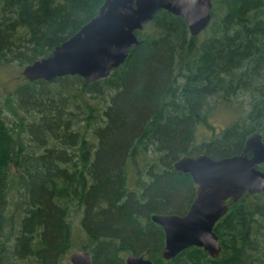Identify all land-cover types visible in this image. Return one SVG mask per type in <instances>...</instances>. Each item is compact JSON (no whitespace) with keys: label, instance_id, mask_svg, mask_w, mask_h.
Returning a JSON list of instances; mask_svg holds the SVG:
<instances>
[{"label":"trees","instance_id":"obj_1","mask_svg":"<svg viewBox=\"0 0 264 264\" xmlns=\"http://www.w3.org/2000/svg\"><path fill=\"white\" fill-rule=\"evenodd\" d=\"M103 2L0 0V66L22 71L49 55ZM211 3L196 36L157 11L104 79L19 71L0 88V264H69L74 247L95 264H125L129 253L152 264H264V192L227 201L215 258L192 246L162 259L164 232L150 219L192 202L191 176L172 166L179 157L238 154L257 130L264 141V0ZM221 108L234 118L195 143Z\"/></svg>","mask_w":264,"mask_h":264},{"label":"water","instance_id":"obj_2","mask_svg":"<svg viewBox=\"0 0 264 264\" xmlns=\"http://www.w3.org/2000/svg\"><path fill=\"white\" fill-rule=\"evenodd\" d=\"M159 10L181 16L190 35L201 33L211 20V0H104L97 14L74 34L55 46L51 53L22 68L29 81H51L64 75H79L90 83L104 79L122 65L129 51L139 44L135 30H141ZM264 141L259 130L251 133L238 154L213 158L205 153L183 155L173 169L188 173L195 192L183 214L154 213L151 221L164 232L161 257L169 260L181 251L201 247L217 257L221 245L213 231L215 223L227 212V201L238 202L245 194L264 192ZM70 264H95L88 249L69 254ZM125 264H152L146 254L129 253Z\"/></svg>","mask_w":264,"mask_h":264},{"label":"rangeland","instance_id":"obj_3","mask_svg":"<svg viewBox=\"0 0 264 264\" xmlns=\"http://www.w3.org/2000/svg\"><path fill=\"white\" fill-rule=\"evenodd\" d=\"M21 71L18 67L4 68L0 66V88H2L6 83L10 80L14 83L15 75ZM2 95V93H1ZM234 115L225 109H218L213 111L208 116V124L207 125H198L196 128L195 135V143H200L204 140H208L211 137L215 136L220 129L224 128L232 119ZM77 245V244H76ZM79 247H74L71 249V252L79 251ZM68 260H69V254ZM70 264V262L68 261ZM64 264H66V260H64Z\"/></svg>","mask_w":264,"mask_h":264}]
</instances>
